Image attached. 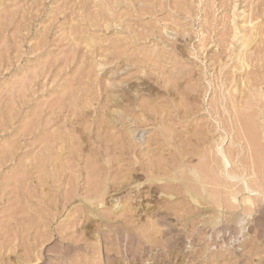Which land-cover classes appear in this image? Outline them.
Segmentation results:
<instances>
[{
  "label": "rangeland",
  "instance_id": "1",
  "mask_svg": "<svg viewBox=\"0 0 264 264\" xmlns=\"http://www.w3.org/2000/svg\"><path fill=\"white\" fill-rule=\"evenodd\" d=\"M0 264H264V0H0Z\"/></svg>",
  "mask_w": 264,
  "mask_h": 264
},
{
  "label": "bare ground",
  "instance_id": "2",
  "mask_svg": "<svg viewBox=\"0 0 264 264\" xmlns=\"http://www.w3.org/2000/svg\"><path fill=\"white\" fill-rule=\"evenodd\" d=\"M182 170V169H181ZM189 173H190V176L192 177V184L193 182H195V184H193L194 186L197 187V189H194L192 192V190H190L188 187H185V192L187 193L188 197L190 198V201L193 202V203H198L200 204V200H204L203 196L200 197V192H203V191H206V189L204 188L203 183L201 185V182H200V178H201V175L199 174L198 170L197 169H194V168H190V170H188ZM180 173H183V171H180ZM181 175V174H180ZM173 179V178H172ZM174 179H177L176 177H174ZM157 180H162L161 178L157 179ZM151 181H153V179H151ZM195 187V188H196ZM198 190V191H197ZM208 194V193H207ZM209 195V194H208ZM213 197V196H212ZM231 198L233 200H235V197L234 196H231ZM215 201V199H214ZM245 202H248V203H252L251 199L249 197L245 198ZM219 221L218 217L217 216H213V217H210V223L211 224H216L217 222Z\"/></svg>",
  "mask_w": 264,
  "mask_h": 264
}]
</instances>
